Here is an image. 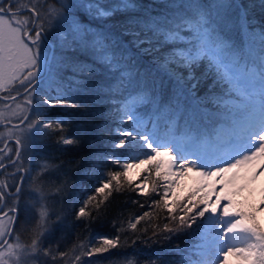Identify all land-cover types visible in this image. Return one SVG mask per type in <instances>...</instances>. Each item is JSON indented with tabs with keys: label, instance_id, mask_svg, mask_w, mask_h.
Masks as SVG:
<instances>
[{
	"label": "snow or ice",
	"instance_id": "1",
	"mask_svg": "<svg viewBox=\"0 0 264 264\" xmlns=\"http://www.w3.org/2000/svg\"><path fill=\"white\" fill-rule=\"evenodd\" d=\"M261 2L264 5V0ZM140 7L139 0H0V170L14 169L7 173L12 184L0 179V204L12 199L7 211L0 208V264H36L41 258L42 264H49V257L55 264L58 258L69 255L43 247L51 231L48 198L52 192L62 194L67 181L47 190L42 177L58 166L43 162L38 165L36 176H31L22 156L49 135L65 132V122L48 119L47 109L77 107L76 93L90 88L77 77H91L97 68L105 75L102 84L106 91L97 89L96 81H92L90 90L113 98V120L119 119L113 134V151L101 159L121 170L109 168L102 173L99 186L75 213L76 218H92L90 208L99 212L113 191H121L125 183L133 185V168L148 164L165 188L161 200H154L153 204L168 210L167 218L174 227L165 223L157 232L156 225L147 240L169 239L166 234L197 225L201 243L196 247V259L182 256L183 264H229V257H236L238 264H264V224L257 220V213L264 210V198L258 203L247 197L243 202L234 198L246 189L251 192V184L264 176V56L259 60L238 56L234 46L226 43L220 19L222 10L242 6L219 0H165L152 9L137 12ZM246 13V8L243 16L237 12V19L247 22ZM113 19L123 20L119 28L106 27ZM53 33H60L57 48L49 44V40H55ZM72 45L77 51L83 50L91 62L70 61L61 49ZM261 45L264 51V35ZM249 63L255 66L250 68ZM69 69L71 77L67 75ZM205 85L207 90L201 96ZM165 103L173 110L183 103L194 113L202 105L212 107L231 122L227 138L212 152L201 150L198 135L185 138L193 151H185L179 145L173 147L172 143L161 144L158 124L149 131L137 114V106ZM57 143L73 145L77 139L60 135ZM116 150H121L119 155ZM125 150L146 158L124 155ZM161 157L168 160L161 161ZM193 168L199 177V188L186 202L173 193V207L169 208L166 198L173 185L182 190L178 181L192 173ZM25 180L31 181L29 187L36 194L31 203L39 217L27 237L15 230L17 217L10 214L18 212ZM152 183L151 191L155 192L156 181ZM205 188L208 191L199 195ZM140 190L147 193V185ZM177 209L182 214L177 215ZM148 216L145 212L134 221L129 219L127 227L135 232ZM205 218L208 224H204ZM61 219L57 215L56 220ZM119 246V235L111 239L99 236L97 243L81 241L73 246V252L79 250L73 264H79L81 257L106 253ZM176 251L183 253L184 249L177 246ZM156 255L159 258L160 254Z\"/></svg>",
	"mask_w": 264,
	"mask_h": 264
},
{
	"label": "trees",
	"instance_id": "2",
	"mask_svg": "<svg viewBox=\"0 0 264 264\" xmlns=\"http://www.w3.org/2000/svg\"><path fill=\"white\" fill-rule=\"evenodd\" d=\"M101 2L104 3V0ZM164 2L165 0H139L142 7L136 11L142 12L144 9H152L155 5ZM204 2H212V0H204ZM219 2L242 6L239 9L222 10L220 19L224 28L226 43L229 46H234L238 56L243 55L246 60H259L264 52L261 45V37L264 35V5H262L261 0H219ZM245 8L248 19L247 22H242L237 19V12L243 16L245 15ZM88 19L91 18L88 17ZM122 22V19H113L108 22L106 27L119 28ZM93 30H96L95 26H93ZM56 38L58 41L49 40L53 48H57L60 43V37ZM61 51L70 61L91 62L83 50L77 51L75 45L61 49ZM248 66L251 68L255 65L249 63ZM67 75L71 77V69ZM77 79L90 85V88L82 89L76 93L78 106L72 108L55 106L47 109L48 119H60L65 122V132L49 135L37 144L31 152L22 156L23 164L30 169L31 176H36L39 171L38 165L43 162L58 166L42 177L47 190L51 191L67 181L66 189L62 194L52 192L48 198L51 231L44 239L43 247H51L69 253L65 258H58L55 264H73L75 255L79 254L78 249L75 252L72 251L74 245H78L81 241L85 244L97 243L98 235L107 236L110 239L119 235V247L106 253L95 254L92 257H81L79 264H152V261H155V264H181V257L187 256L191 251L192 246L195 245L196 237L201 231L196 230L197 225H193L191 229L166 234L170 235L169 239L153 237L152 240H147V237L152 236L154 226L159 225L158 228H155L159 232L165 223H169L168 210L153 204L154 200L161 199L160 193H163L164 189L161 190L162 181L156 177L155 169H150L148 164L143 166L139 172L141 175L139 179L149 177L148 180L144 179L145 185L148 187L147 193L140 191L135 184V179H133L131 187L125 183L121 191H113L101 205L99 212L90 208L92 218L85 217L80 220L76 218L75 213L99 186L97 181L102 178V173L109 168L113 171L121 170L118 166L103 162L101 159L113 151L114 128L119 124L117 120H113L116 101L106 95L98 96L96 92L90 90L92 81H96L95 87L102 92L106 91L102 84L103 79H105L103 70L97 68V72L91 77H77ZM206 90L207 85L201 89L199 95H205ZM156 100H160L159 95ZM157 106H159V111H156ZM137 108L138 116L141 117L149 131L153 129L154 124H158L159 134L162 137L160 141L198 135L201 149L206 146L212 152L218 144L223 142L218 140L219 137L215 131L223 132L227 136L230 132L231 122L212 107L202 105L196 113L191 107L185 106L183 103L176 110L169 107L167 103L162 105L140 104ZM105 129H111L112 132ZM60 135L75 137L77 143L73 145L59 144L57 141ZM9 143L11 145L13 142L10 141ZM120 152L121 150H116L117 155ZM129 153L127 150L124 151V155ZM13 171L12 167L0 170V179L12 184V179L7 173ZM21 175L27 176L28 173H21ZM153 181H156L155 192L151 191ZM30 183V180L23 182L25 191L21 194L18 212L13 214L17 217L14 228L21 232L24 237L30 235L36 220L39 218L38 213L32 207L31 202L36 194L29 187ZM10 190L15 191L14 188ZM251 191L252 193L249 191V196L253 198L249 201L252 202H256L258 199L254 198L253 193L257 196L260 195L259 193H263L262 190L255 188ZM188 196L189 193L187 192L182 194V197L187 198ZM97 199L99 200L101 197L98 196ZM7 206H12L11 198L6 199L3 203V207ZM145 212L149 213V216L137 225L135 232L127 227L129 219L134 221L136 216H143ZM176 214L182 213H179L177 209ZM57 215L62 217L60 221L56 220ZM169 226L174 227L171 223ZM203 227L204 225H201V229ZM145 228L148 229L147 233L143 232ZM117 229L123 230L118 232ZM133 241L135 242L133 243ZM177 246L184 249V252L176 251ZM157 253L160 254L159 258ZM42 259L37 260L36 264H42ZM47 259L51 264V258Z\"/></svg>",
	"mask_w": 264,
	"mask_h": 264
},
{
	"label": "rangeland",
	"instance_id": "3",
	"mask_svg": "<svg viewBox=\"0 0 264 264\" xmlns=\"http://www.w3.org/2000/svg\"><path fill=\"white\" fill-rule=\"evenodd\" d=\"M53 36L55 37V41H58V40H56L57 38L56 37H60V33H53ZM263 56H264V53H263ZM118 122H119V119H116ZM117 127V126H116ZM115 127V128H116ZM115 128H114V130H115ZM3 130V129H2ZM1 129H0V131H2ZM218 130H216L215 131V133L216 134H218V137H219V139L218 140H220V141H223V140H225L226 138H227V134H225V133H220V132H217ZM223 135V136H222ZM224 137H225V139H224ZM161 144H163V143H172V145H173V147H177V145H179L180 147H183L184 149H185V151H193V149L192 148H190V147H188L187 146V144L185 143V137H181V138H178V139H172V140H163V141H159ZM177 150H179V148H177ZM202 151H208V152H211L210 150H209V148L208 147H203L202 149H201ZM168 151H172V148H169L168 149ZM140 155V153H134V154H132V153H129V154H127V155ZM140 158L141 159H145L146 157H144L143 155H140ZM190 159H194L195 157H189ZM161 161H167L168 160V158L167 157H161V158H159ZM136 163L137 164H139V161H136ZM153 163H154V161H153ZM146 164H144V165H142L141 167H135V168H133L132 170H131V176H132V179H135V184L137 185V186H139L138 187V189L140 190L141 188H143L144 186H145V180L144 179H139V176H141V175H139V172H140V170H141V168L143 167V166H145ZM162 167H166V164H162ZM195 172H196V169L195 168H193V172L192 173H188L187 175H185V176H183L179 181H178V183H181L182 184V190L181 189H178L175 185H173V188H172V192H170L169 193V195H168V197L166 198V200H167V202H168V205H169V208H171V207H173V204L171 203L172 202V200L174 199V196H173V193H175L176 194V196H179L182 200H184L185 202H186V200H187V198L186 197H182V194L183 193H185V192H187V193H189V195L192 193V192H195L196 191V189L197 188H199V177H196L194 174H195ZM158 184H160V183H158ZM161 186H162V188H161V190H163V193H160V197L162 198L163 197V195H164V191H165V188H164V182L162 181L161 182ZM217 188L219 189V185H217ZM254 188L255 189H257V190H262L263 191V193H259L260 195L259 196H257L255 193H253V195H255V199H257L256 200V203H258L262 198H264V176H260V177H258L257 178V180L256 181H254L252 184H251V189L252 190H254ZM141 191V190H140ZM203 191H208V189L207 188H205V189H203L200 193H199V195H202L203 194ZM245 191H246V193H245ZM242 194H239V195H237V196H235L234 198L236 199V200H238V201H244L245 200V197H247L248 198V196H249V190L247 189V190H245ZM251 193H252V191H251ZM219 194V191L217 192V193H214L213 194V197L215 196V195H218ZM193 198H195V199H198L199 198V196H197V197H193ZM252 198L253 197H251V196H249V198L248 199H251L252 200ZM259 198H260V200H259ZM254 199V200H255ZM161 200V199H160ZM162 203H163V201H162ZM0 208H2L1 207V204H0ZM206 216H207V214H206ZM206 219V218H205ZM257 220H258V222L260 223V224H264V210H261V211H259L258 213H257ZM206 222H205V224H208V221H207V219L205 220ZM209 226V228L211 227V225H208ZM203 229V228H202ZM200 233L201 232H199V236L198 237H196V240H195V245H193L192 246V249H191V251L187 254V256H189V255H191L192 256V259H196V255H195V253H196V247H197V245H199L200 243H201V240H200ZM99 236H101V235H98V237ZM236 246L237 247H241V246H243L242 244H236ZM221 259H222V257H221ZM181 264H183V261L181 262ZM229 264H238V262H237V258L236 257H229Z\"/></svg>",
	"mask_w": 264,
	"mask_h": 264
},
{
	"label": "flooded vegetation",
	"instance_id": "4",
	"mask_svg": "<svg viewBox=\"0 0 264 264\" xmlns=\"http://www.w3.org/2000/svg\"><path fill=\"white\" fill-rule=\"evenodd\" d=\"M50 44V43H49ZM1 207L4 209V210H8V208L12 207V206H7V207H3V204H1ZM10 214H14V213H10Z\"/></svg>",
	"mask_w": 264,
	"mask_h": 264
},
{
	"label": "water",
	"instance_id": "5",
	"mask_svg": "<svg viewBox=\"0 0 264 264\" xmlns=\"http://www.w3.org/2000/svg\"><path fill=\"white\" fill-rule=\"evenodd\" d=\"M6 211V210H5Z\"/></svg>",
	"mask_w": 264,
	"mask_h": 264
}]
</instances>
